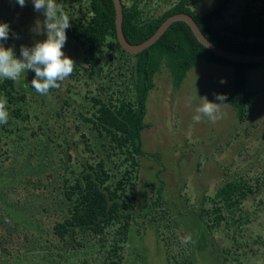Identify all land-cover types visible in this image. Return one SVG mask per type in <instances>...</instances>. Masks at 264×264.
<instances>
[{"label":"rangeland","instance_id":"374dc122","mask_svg":"<svg viewBox=\"0 0 264 264\" xmlns=\"http://www.w3.org/2000/svg\"><path fill=\"white\" fill-rule=\"evenodd\" d=\"M178 1L145 0L142 7L145 13L157 16ZM252 1L233 0L224 24H235L245 6ZM218 2L191 0V6L196 12L202 13L212 9ZM56 3L72 18L71 25L90 20L87 0H56ZM254 6L255 11H260L258 2ZM44 19L42 13L34 11L31 0H27L25 7L10 3L9 0H0V22H7L12 32L20 37L15 39L10 33L9 39L4 42L5 47H14L17 58H20L21 45L31 47L35 42L46 39V33L40 27ZM63 51L75 61L76 66L84 65L87 54L81 42L67 36ZM114 55L117 59L115 63L109 62L108 79L98 83L85 77L81 69V76L71 74L59 89H50L49 94L37 96L38 104L32 101L36 100L35 96L30 97L28 105L35 110L29 111L34 120L33 126L37 123L35 116L38 113L42 116L41 112L44 111L40 107L37 109L40 103L45 104L42 100L44 96L52 106L62 107V113L67 114L64 120L60 118L61 122L55 116H48L46 132L51 137L64 136L69 130L68 133L77 142L82 140V133L87 134L98 154L104 155L101 146L103 140L83 120L81 112L91 117L89 112L94 111L91 98L98 97L101 85L105 88L103 94L119 90L122 95L130 94L127 83L123 84L122 79L117 77V68L122 66L126 56L119 51H115ZM34 76L32 70L22 73L19 85L29 87ZM221 78H226L227 83L220 84ZM248 78L250 88L258 90V95L244 123H240L236 111L224 103L220 105V118L215 123L207 117H202L199 123L193 121L195 109L200 106L203 96L213 100L214 92L232 91L234 75L229 67L202 63L188 73L178 91L172 86L169 69L163 67L156 76L155 88L147 100L145 122L149 127L143 131L145 155L141 158L140 198L137 203H143L146 189L151 190L150 195L155 197L164 182L165 199L169 202L171 213L180 222L179 232L185 231L187 236H191V241L205 248L197 264H223L221 260L227 251L233 252L237 248L233 227L221 225L212 230L206 222L198 221L204 199L215 196L218 188L227 180L244 178L253 181L264 174V65L252 70ZM30 90L35 92L32 87ZM57 96L70 100L72 107L58 101ZM33 126L19 122L17 125L13 121L0 124V264H85L86 259L98 260L97 242L96 247L90 245L86 250L75 251L54 234L55 224L63 220L67 210L60 182H53L61 170L63 162L59 157L63 155L41 161L43 156L37 155L34 149L41 147L42 143L40 138L32 137ZM17 127L19 133L16 132ZM80 143L81 148H85ZM50 147L51 144L47 148L42 145L40 149L50 154ZM109 165L111 168L114 166ZM262 199L264 187L243 200L236 212L237 216L250 215L248 231L240 239V244L246 245L248 241V245L254 249H248L252 255L249 259L244 257L246 264H264V255L250 238L257 232L264 235V206L259 205ZM138 229L140 227L133 229L124 264H167L166 244L172 243L171 230L166 229L164 236L160 237L150 227L145 231L140 229L141 235ZM91 251L92 255L88 256L87 253ZM239 253L242 254L243 250H239Z\"/></svg>","mask_w":264,"mask_h":264},{"label":"trees","instance_id":"16d2710c","mask_svg":"<svg viewBox=\"0 0 264 264\" xmlns=\"http://www.w3.org/2000/svg\"><path fill=\"white\" fill-rule=\"evenodd\" d=\"M87 1L90 20L74 23L66 30L69 38L85 46L87 54L84 65H75L72 75L81 76L83 69L84 76L88 79L98 83L108 79L109 62L115 63L117 58L114 52L119 51L126 56V60L122 66H118L117 77L122 79L123 84L127 83L130 91L127 95H122L120 90L103 94L105 88L101 85L98 97L91 98L94 108L92 113L89 112L91 117L81 112L83 120L103 140L101 146L104 155L98 154L87 134L82 133V140L77 142L72 139L69 130L64 136L51 137L46 132L48 116H55L60 121L67 114L62 113V107L52 106L44 96L42 100L45 104L37 105L38 110L40 107L44 111L41 112L42 116L39 113L35 116L37 123L33 126L34 120L32 121L29 111L35 110L28 105L29 98L35 96L36 100L32 101L38 104L37 96L41 95L31 91V85L28 87L12 80L0 79V98H7L8 121L33 126L31 135L33 138H40L41 147L43 145L47 148L51 144L50 154H45L41 147L34 149L37 155L43 156L41 161L63 155L59 157L63 162L61 170L53 178V182L59 180L67 210L63 220L55 224L54 234L75 251L83 248L86 250L90 245L96 247L97 242L98 260L86 259L85 264H124V255L134 227L142 230L150 227L160 237L169 229L173 240L166 244V263L197 264V259L205 248H200L193 241L181 243V239L187 234L185 231L179 232L180 222L171 213L169 202L165 199L164 182L155 197L150 195L151 190L146 189L143 203H137L140 198L138 188L141 158L145 155L143 131L149 127L145 122L147 100L155 88L156 76L163 67L169 69L172 86L176 91L181 89L188 73L202 63L229 67L233 70L234 83L224 104L230 105L236 111L238 121L244 123L248 119L250 106L258 95V90L250 88L248 74L264 63L234 62L216 55L198 41L185 22L174 23L153 46L138 55H131L122 49L117 38L114 0ZM121 1L124 11L123 30L132 45H139L150 39L171 16L189 14L204 35L219 47L241 55L264 56V0L249 2L233 25L224 24L233 0H219L212 9L202 13L192 8L191 0H179L157 16L145 13L142 7L145 0ZM255 2L261 6L258 12L254 10ZM57 98L72 107L70 100L61 96ZM6 130L13 133L12 130ZM16 132H20L19 127ZM80 142L85 148H81ZM109 164L114 165L113 168ZM252 180H227L218 188L215 196L204 199L200 218H197L198 221L206 222L207 227L212 230L221 225L234 228L232 233L237 248L233 252L227 251L221 260L223 264H246L244 257L249 259L252 255L248 249L254 251L248 241L246 245L240 244V239L248 231L250 215H236L242 201L264 187V174ZM259 205L264 206L263 199L259 201ZM140 229L138 233L141 235ZM253 235L250 237L253 239L252 244L259 247L263 256L264 235L258 232ZM239 250H243V253L240 254ZM92 252H88V256Z\"/></svg>","mask_w":264,"mask_h":264},{"label":"clouds","instance_id":"9594fccd","mask_svg":"<svg viewBox=\"0 0 264 264\" xmlns=\"http://www.w3.org/2000/svg\"><path fill=\"white\" fill-rule=\"evenodd\" d=\"M25 7L27 0H9ZM34 11L42 13L45 19L40 27L46 33V39L37 41L33 46L21 45L20 58H17L14 47H5L4 42L9 39L10 33L19 39L17 33L12 32L7 22H0V79L18 82L22 73L34 71L35 76L31 86L40 95L49 94L50 89H59L61 83L71 76L75 61L65 55L63 48L67 42L66 30L71 27L70 18L56 0H31ZM220 84H226V78H221ZM213 100L205 95L200 106L195 109L193 121L199 123L202 117H207L215 123L220 118V105L228 100L227 93H213ZM9 119L7 98H0V124H6ZM191 242V236L181 239L182 244Z\"/></svg>","mask_w":264,"mask_h":264},{"label":"water","instance_id":"95a60500","mask_svg":"<svg viewBox=\"0 0 264 264\" xmlns=\"http://www.w3.org/2000/svg\"><path fill=\"white\" fill-rule=\"evenodd\" d=\"M116 8V31L118 41L124 51L131 55H138L149 47L153 46L160 38L167 32V30L176 22H185L192 29L194 35L198 41L203 44L206 48L214 52L216 55L226 58L234 62L241 63H264V56H251V55H241L234 52L227 51L218 45L210 41L202 32L194 18L189 14H177L168 18L158 31L147 41L139 45H132L128 42L124 30H123V21H124V11L121 0H114Z\"/></svg>","mask_w":264,"mask_h":264}]
</instances>
